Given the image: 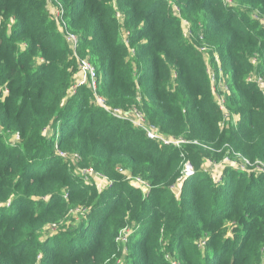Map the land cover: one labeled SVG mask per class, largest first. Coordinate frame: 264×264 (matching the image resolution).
Wrapping results in <instances>:
<instances>
[{"label":"trees","instance_id":"trees-1","mask_svg":"<svg viewBox=\"0 0 264 264\" xmlns=\"http://www.w3.org/2000/svg\"><path fill=\"white\" fill-rule=\"evenodd\" d=\"M171 1L179 15L166 0H54L52 5L63 9L61 25L47 0H0V264H35L38 252L39 264H102L117 249L114 240L125 227L131 230L126 244L133 245L126 264H167L159 248L161 233L182 264H244L257 239L248 264L260 262L264 167L250 175L229 168L211 181L198 157L206 147L219 157L231 149L264 166V96L245 81L252 72L264 77V27L221 0ZM232 1L264 19V0ZM182 17L191 21L194 33L202 30L219 56L230 90L231 117L223 126L206 59L184 37ZM67 31L78 39L76 54L100 75L97 93L107 105L122 110L135 105L161 132L201 144L182 145L195 171L183 181L179 197L165 185L179 175L180 148L162 146L130 122L112 118L92 101L87 85L68 95L77 60ZM255 53L258 63L252 64L247 56ZM209 60L215 64V58ZM105 116L109 119L102 120ZM47 128H53V136L45 134ZM11 133L20 137L16 149L5 142ZM54 139L56 147L77 152L114 180L110 190L97 192L70 176ZM118 166L149 182L150 194L128 186ZM62 186L67 198L56 191ZM44 193H53L54 205L77 193L68 209L88 204L87 221L76 235L63 240L57 232L36 241L34 233L54 205L28 198ZM25 201L24 208L13 209ZM229 219L242 227L238 241L222 238V223Z\"/></svg>","mask_w":264,"mask_h":264},{"label":"rangeland","instance_id":"rangeland-1","mask_svg":"<svg viewBox=\"0 0 264 264\" xmlns=\"http://www.w3.org/2000/svg\"><path fill=\"white\" fill-rule=\"evenodd\" d=\"M168 5L170 6L172 12L174 14H178L179 15V9L177 7V5L171 1V0H166ZM223 5H225L226 7H231L234 10L240 11L241 13H244L246 15H249L251 18L257 20L263 27H264V19L262 18L261 14L254 9H249L247 7L240 8L238 5V1H232V0H221ZM54 2V0H47V5H52V3ZM238 4V5H237ZM52 8H54V6L52 5ZM240 9V10H239ZM248 10V11H245ZM119 21L121 20L122 16L120 14L117 15ZM180 17V16H178ZM237 17L232 19V22H236L237 21ZM181 25L184 31H190L191 33V37L190 38H186L187 41L191 42L192 45L195 47V49L198 50L200 45H204L206 47V51L204 54V57L206 59V67H207V71H218V69H221V64L219 61V56L217 53H215L213 51V47H211L209 44L206 43L205 41V34L202 32V30H196L194 33L193 30L191 31L190 27H191V21L184 17L180 18ZM193 32V33H192ZM127 32H125L124 34V43L128 45V41L126 39L127 37ZM185 39V40H186ZM126 41V42H125ZM24 44H21V46ZM129 52H130V56L132 57L134 52H133V48H129ZM213 60L215 58V64H213V62H211L209 59ZM259 58V55L252 54L250 56H247V59H251V58ZM37 59V61H40V57H36L35 60ZM212 60V61H213ZM91 63V62H90ZM218 63V64H217ZM213 64V65H212ZM75 65L77 67V61L75 62ZM219 65V66H218ZM78 72V71H77ZM257 73V72H256ZM74 79H72L71 81V85H73V83L75 82V80L77 79V74L73 75ZM215 89H218L217 87H215ZM7 90H4V92H6ZM68 95L71 96L72 92L69 90ZM227 99V98H226ZM135 106V105H133ZM132 106V107H133ZM131 110H135V108H132ZM101 119H109L108 116L105 117H101ZM227 119H225L226 121ZM45 134L50 137L54 135V130L52 129H46L44 130ZM2 133V130L0 128V134ZM10 134V133H9ZM18 135V134H17ZM5 142L7 143V145L9 146H13L15 149L17 148L18 144L21 142L20 141V137L18 135V138H16V134H12L11 135H6L5 137ZM56 140L54 139V149L55 150H59L60 152H64L66 153L67 157H61L63 161L66 164V168L65 171L67 173L70 174V176L79 179L80 185H85L83 183V179H84V173H83V169H88L90 167L93 168V165L90 164H86L83 162V159L81 158V156L72 150H62L59 147H56L55 144ZM206 150L207 153L203 152V155L201 157H198L200 159V170L201 172L206 175L207 178H209L211 181H218L219 179L222 178V176L224 175L226 169L232 168V169H237L241 172L247 173L248 175H250L251 172H259L261 170V166L257 167V165H251L245 169H242L238 163H236L237 166L235 167H230L224 164L225 162V157L228 155L226 153H228V151L224 150V162H223V157H219L217 155L218 151H214V149H210V148H204ZM78 154V157H75L74 154ZM219 154V153H218ZM233 156V154H232ZM235 157V156H233ZM230 159L235 160V161H241V160H236L232 157H230ZM183 160H181L180 165L182 163ZM118 168H120L118 166ZM98 174L104 176L105 174H103L101 171L93 168ZM124 169V168H123ZM264 170V168H263ZM193 171H195V168L193 169ZM134 176H139V175H134ZM106 177V175H105ZM108 177V176H107ZM184 176L183 170H182V166L179 170V175L176 177V179L171 182L168 183V185H165L166 187H168V190L175 196V197H179V194L181 192L182 186H183V181L190 177H186ZM109 178V177H108ZM185 178V179H184ZM87 180L89 181L90 184H88L89 187H93L97 190V192H102L103 189H109L111 188L113 181L112 179H110L112 181V184L110 186H106L105 182L103 180H100L96 177H91L89 176L87 178ZM124 182L127 183L128 186L132 187V184L130 183V181L123 179ZM147 182V181H146ZM149 185V182H147ZM59 185V184H56ZM134 187V186H133ZM137 190H139L141 192V194L145 197H147L150 194L151 191V187L146 186L144 184L140 185L139 188L134 187ZM56 191L60 194L63 193V195L65 196L66 191H67V187L62 186L61 188H57ZM65 191V192H64ZM53 194V193H52ZM52 194L50 193H44V194H38V195H31L28 198L29 202H36V201H41L42 203H45L47 200H51V203L54 205V203L56 202V199H54L52 197ZM59 196V195H58ZM78 197V194H72V199L70 198L68 200V202H64L62 204H56L53 206V209H51L49 212H47L46 214V219L41 223V225L39 226V228L35 231L34 235H35V239L36 241H40L43 238H46L47 236L53 235L54 233H60L63 237V240L66 239V237H70V236H74L76 235L74 233V231L77 228H81L84 223H86L87 219L84 218L83 214L75 212L73 210V212H71V209H68L66 207L67 203H70L71 201H76ZM67 198V195H66ZM59 200H62V198L59 196L58 198ZM83 204V203H82ZM27 205V202L25 201V203H23L20 206H16L13 209L14 210H18L19 208H24ZM65 205V206H64ZM83 208L89 207L88 204H83L82 205ZM118 207V206H117ZM11 208V207H10ZM5 209H9V207H5ZM132 228L135 226V223L131 221V223L129 224ZM223 234H222V238L223 239H228V240H233V241H238L241 239V233L243 232L242 227L240 226L239 223L233 221V220H225L223 223ZM259 234L261 235L262 239L264 240V224H261V226L259 227ZM163 233H161V238L159 239V243H160V250L163 253V260L167 263V264H182V262H180L174 254L170 253L169 250L167 249L168 245V240L166 238L163 237ZM115 243L117 244V249L114 250V252L109 255L108 257H106L102 264H126L127 261V256L133 253V245L131 243V248L130 245L126 244L124 247L120 246L115 238ZM204 240L201 239L200 240V246H199V250H201V254H203V250L205 249V243L203 242ZM257 242L258 239L254 242V244L248 249L247 253H245L244 255V264H248V259L249 257H251V255H253V249L257 247ZM121 245H124L123 242H121ZM199 243V242H197ZM34 244H30L28 247H33ZM249 246V244H248ZM63 249L66 247V244L62 246ZM205 253V252H204ZM258 255H260V262L258 264H264V246L261 247V249L259 250ZM42 253L38 252L37 255L35 256V264H39L42 260L41 258ZM128 262V261H127ZM129 263V262H128ZM127 263V264H128Z\"/></svg>","mask_w":264,"mask_h":264},{"label":"built area","instance_id":"built-area-1","mask_svg":"<svg viewBox=\"0 0 264 264\" xmlns=\"http://www.w3.org/2000/svg\"><path fill=\"white\" fill-rule=\"evenodd\" d=\"M51 12L54 18L57 19V21L60 22L61 25H63L64 24V21L62 18L63 9L61 5L60 6L57 5L56 7L52 8ZM183 35L185 38L191 37V33L189 30L188 31L183 30ZM65 39L68 45L73 50V55L75 56L77 60V71H78L77 79L75 80L73 85H71L70 91L72 93L75 92L77 87L82 86V85H87L93 92L92 101L97 106L103 108L114 119L123 120V121L126 120L130 122L136 128L141 129L147 138H149L150 140L156 141L158 144L162 146L181 149L182 145L188 144L191 142L193 144L201 145L196 140H188L181 135H168V134L161 132L155 125L148 123L145 120V116L143 112L141 110H138L135 106L127 110H122L121 108L111 107L107 105L105 99L97 93V87L100 82V75L97 73L94 65L90 63L88 59L80 58L76 54L75 48L77 47V44H78V39L76 35L67 31L65 33ZM198 50L204 55L206 51V47L204 45H200ZM250 62L252 64H256L258 63V59L253 57L250 59ZM208 74H209V78H210V82L212 86V94H213L215 103L217 104L219 110L222 112V115H223L222 122H221V126H223L225 119H228L231 117V114L226 106V98L230 93L229 87L225 80L226 76L223 75V72L220 70V68L218 69V72L215 73V71H208ZM245 81L254 84L264 96V77L263 76H261L259 73L252 72L250 75L246 77ZM215 87H217L218 89H215ZM132 108H135V110H131ZM16 138H18L17 134H16ZM182 150L183 149H181L180 151L181 152L180 155L183 157V161H184L182 164V170H183L184 176L188 177L194 174V171H193L194 167L188 159L186 160L184 159L185 154L182 152ZM227 151L228 153L226 154L228 155L226 157H225L226 154L223 156V162H224V157H225L224 164L227 166L235 167L237 166L236 163H238V165L242 169H245L251 165L253 166L254 164L257 165V167L259 166L264 167L259 162L250 163L249 160H247L246 158H243L239 156L238 154H234L231 149H228ZM56 153L63 158L67 157L66 153L60 152L59 150H56ZM232 154L235 157H233ZM74 156L78 157V154H74ZM230 157L236 160H241V161L239 162V161L232 160L230 159ZM116 170L123 175L124 179L130 181V183L134 187L139 188L140 185L142 184L149 186L148 183L145 180H143L140 176H134L129 171L123 168L116 167ZM83 173L85 176L83 179V183L85 185L90 184L89 181L87 180L89 176L96 177L100 180H103L106 186H110L112 184V181L110 180V178H108L107 176L105 177V175L102 176L98 174L92 167L88 169H83ZM64 197H66V195ZM73 210L74 209H71L70 211L73 212ZM74 211L84 215L86 212V208H83L82 206H78V207H75ZM130 231L131 230L129 228L125 227L123 231L121 232V234L119 235V237L116 238L120 246L124 247L126 245L125 243H127V237ZM120 240L121 242H123L124 245H121Z\"/></svg>","mask_w":264,"mask_h":264}]
</instances>
